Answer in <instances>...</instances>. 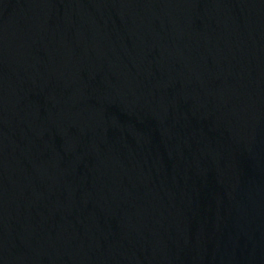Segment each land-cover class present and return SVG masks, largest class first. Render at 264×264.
Segmentation results:
<instances>
[{
	"label": "water",
	"instance_id": "water-1",
	"mask_svg": "<svg viewBox=\"0 0 264 264\" xmlns=\"http://www.w3.org/2000/svg\"><path fill=\"white\" fill-rule=\"evenodd\" d=\"M0 264H264V0H0Z\"/></svg>",
	"mask_w": 264,
	"mask_h": 264
}]
</instances>
